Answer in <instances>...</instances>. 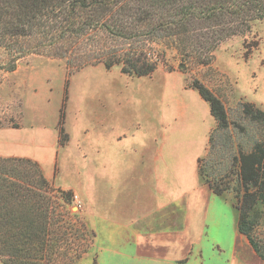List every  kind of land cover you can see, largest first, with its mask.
<instances>
[{"label":"rangeland","instance_id":"obj_1","mask_svg":"<svg viewBox=\"0 0 264 264\" xmlns=\"http://www.w3.org/2000/svg\"><path fill=\"white\" fill-rule=\"evenodd\" d=\"M145 49L157 63L151 76H129L120 65L107 69L102 63L69 76L64 146L71 136L73 141L70 148L59 143L54 152L48 145L59 139L66 61L30 54L11 70L14 58L0 47V156L32 158L55 187L72 191L70 210L95 237L80 259L63 263L264 264L238 231L234 194H214L198 174V158L206 154L216 123L190 86L199 79L214 90L230 120L247 130H233L234 148L241 143L249 149L261 131L242 115L240 104L250 101L264 110V20L222 42L207 66L186 63L165 40ZM98 141L100 154L117 151L120 164L132 167L119 172L114 185L99 177L96 197L88 171L96 166ZM158 163L167 183L162 193L153 183ZM253 218L264 243L260 205ZM140 234H149L148 244L139 245Z\"/></svg>","mask_w":264,"mask_h":264},{"label":"trees","instance_id":"obj_2","mask_svg":"<svg viewBox=\"0 0 264 264\" xmlns=\"http://www.w3.org/2000/svg\"><path fill=\"white\" fill-rule=\"evenodd\" d=\"M264 20V0H0V47L15 61L30 54L66 61L65 97L58 122L64 146L66 104L74 72L104 64L120 65L129 76H151L157 63L145 49L165 40L186 63L210 65L218 46ZM246 56L251 51H246ZM190 86L208 103L215 127L208 150L198 158V174L212 192L236 199L238 231L264 259V243L253 218L264 211V110L242 102L241 113L260 136L246 149L234 148L233 130L223 100L199 79ZM242 130V132H241ZM226 164L222 166V164ZM72 191L55 187L42 166L29 157L0 156V260L4 264H72L94 243L82 218L72 213ZM88 245L82 249L83 244Z\"/></svg>","mask_w":264,"mask_h":264},{"label":"crops","instance_id":"obj_3","mask_svg":"<svg viewBox=\"0 0 264 264\" xmlns=\"http://www.w3.org/2000/svg\"><path fill=\"white\" fill-rule=\"evenodd\" d=\"M66 127L68 128V122H67V120H66ZM110 137H107V139H109ZM112 137H116V140L119 138L117 134L112 135ZM72 141H73V137L71 136L70 144L64 146V148L65 147H69L70 148V146L72 144ZM42 145H43V148L46 147L45 144L42 143ZM58 145H59V139H58V137L56 135L55 140L52 141V143L48 145L49 151H54V152L57 151ZM101 145L102 144L99 141L96 142V166L90 168V170L88 171L90 173V175L92 176V179H94V177H95L94 185H92V186H93V190L95 188L94 193H95V196L96 197L98 196V192L97 191H98V188L99 187L97 188L96 187L97 185H95V183L97 182V180H99V177L101 178V180H105L107 182L112 183V185H114L116 181L118 182L119 175H120V174L118 175V173L119 172H122L124 170H129L132 167L130 165L125 166L124 164H122V165L120 164L121 162H119V155H118V152L117 151L114 152V151L109 150V152H111L110 153V156H108V154L106 153V151H105V156H103L104 153L103 154H100V152L101 153L103 152V150H102L103 148H102ZM82 148H84V147L81 146L78 149H82ZM78 154H80V151H79ZM160 156H161V154H159V158H161ZM86 157H87V155H86ZM158 162H159V159H158ZM158 165H159V163L155 167L156 168V171H157V169H158V171H157V174L155 173V175H154L155 180H154L153 183L156 185V188L158 190V193H162V191H165L167 189L166 188L167 183L165 181L166 178H165L164 172H163V170L160 169V167H158ZM160 170L162 171V173H161ZM46 176H47V173H46ZM48 178L49 179H53V178H50V177H48ZM183 189H185V188H183ZM200 225H202V218H201V221H200ZM200 229L202 230V226H200ZM164 233H167V232H164ZM141 235L144 236V237H142ZM148 235L149 234H140L141 237H139V239L141 238V241L138 239V243H139L140 246H142L141 245L142 243L148 244V242L145 240V239H147ZM155 235H156V233H155ZM140 250H143V249L141 248Z\"/></svg>","mask_w":264,"mask_h":264}]
</instances>
